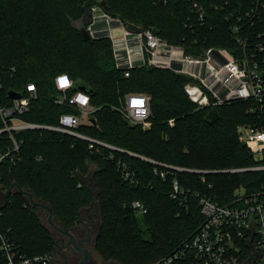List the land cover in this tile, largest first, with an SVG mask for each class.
<instances>
[{
    "label": "trees",
    "instance_id": "16d2710c",
    "mask_svg": "<svg viewBox=\"0 0 264 264\" xmlns=\"http://www.w3.org/2000/svg\"><path fill=\"white\" fill-rule=\"evenodd\" d=\"M100 0H0V98L10 91L23 95L34 83L38 98L31 101L23 120L58 126L74 108L56 105L55 78L68 74L75 85H85L93 112L77 131L125 152L50 130H27L17 135L21 144L15 162L0 167V184L7 190L17 183L34 199L50 206L64 228L74 227L81 212L91 207L94 194L85 179L95 166L100 226L95 250L105 261L119 264H158L188 239L203 222L197 194L225 204L238 189L256 190L262 172L223 173L254 165L238 127L250 121L245 106L218 107L221 119L206 122L209 109L198 108L184 91L186 80L169 70L139 68L125 77L117 68L112 42L105 37L85 40L75 24L85 6ZM113 17L151 30L168 42L199 55L211 46L229 47L232 32L225 21L229 8L248 9L252 0H105ZM207 13L206 25L196 21L195 4ZM218 7V10L215 8ZM92 14V12H90ZM264 30V21L256 26ZM147 92L151 97L144 129L121 113L127 94ZM91 119L96 122H91ZM175 119V125L169 120ZM131 154H129V153ZM141 157L187 170L162 179ZM125 164L134 182L121 170ZM177 180L189 190L187 203L172 198ZM147 213L137 215L134 203ZM31 203V202H30ZM19 191L8 196L0 226L14 249L27 257L53 252L52 235Z\"/></svg>",
    "mask_w": 264,
    "mask_h": 264
},
{
    "label": "built area",
    "instance_id": "2783aa9c",
    "mask_svg": "<svg viewBox=\"0 0 264 264\" xmlns=\"http://www.w3.org/2000/svg\"><path fill=\"white\" fill-rule=\"evenodd\" d=\"M194 7L197 23L206 25L207 10L197 3ZM229 9L225 21L232 32V44L229 47L211 46L199 55L189 54L185 47L172 44L151 30L130 31L127 23L113 17L101 6L93 8L87 31L92 41L105 37L112 42L116 66L123 70L125 77H130L135 69L155 66L190 76V80L185 79L184 91L201 108L211 110L233 104L244 105L250 121L238 127V134L249 149L254 165L222 172L264 173V30L256 29L264 21V0H252L250 8L245 10ZM55 85L58 93L53 102L78 112L63 114L58 126L35 124L20 117L29 111L31 101L38 98L34 83L27 85L28 90L24 95L21 93L20 99L10 98V102L3 103L0 98V167L5 162H15L22 148L16 137L27 130L61 132L88 141L91 149L98 144L125 152L79 133L77 129L89 121L93 112L90 95L74 89L75 82L66 73L55 78ZM124 108V116L131 124L145 129L151 127L148 95L129 94ZM141 158L151 163L155 174L162 179L174 176L176 172L209 173ZM120 166L125 179L134 182V174L128 171V166L121 163ZM4 192L0 184V206L4 203ZM189 193L177 180L174 181L173 199L185 205ZM196 197L203 222L158 264H264V181L256 190L248 191L245 187L236 190L232 200L225 204L199 194ZM133 206L138 213H147L140 202ZM2 214L0 210V221ZM51 259L52 253L33 258L19 254L0 226V264H49Z\"/></svg>",
    "mask_w": 264,
    "mask_h": 264
},
{
    "label": "flooded vegetation",
    "instance_id": "af4514ba",
    "mask_svg": "<svg viewBox=\"0 0 264 264\" xmlns=\"http://www.w3.org/2000/svg\"><path fill=\"white\" fill-rule=\"evenodd\" d=\"M15 191L18 190L12 192ZM95 204L96 200L90 208L81 212L82 221L79 219V222L72 228H64L54 217L53 223L48 220L49 227L47 228L52 235L53 246L56 244L49 264H81L85 257L82 250L89 251V259L86 264H114L105 261L95 250V241L99 233L98 226H100L99 208ZM54 219L57 223L54 222Z\"/></svg>",
    "mask_w": 264,
    "mask_h": 264
},
{
    "label": "water",
    "instance_id": "95a60500",
    "mask_svg": "<svg viewBox=\"0 0 264 264\" xmlns=\"http://www.w3.org/2000/svg\"><path fill=\"white\" fill-rule=\"evenodd\" d=\"M99 5L108 13H111L112 10L110 8V6H107V3L105 0H100L99 1ZM86 10H87V7H85ZM87 20L85 19L84 23L82 22H78L75 24L77 30L80 31L82 37L87 40V41H92V37L90 36L91 34H89V32L87 31V24L90 22V18H91V14L89 13L87 16H86ZM127 28L132 31V32H143L144 31V27L143 26H138L136 24H132V23H127ZM157 68L155 66H149L148 70L151 72V71H154L156 70ZM177 76L179 77H182L186 80H190L191 77L190 76H186V75H183V74H177ZM74 89H79L81 91H84V92H87L88 91V88L87 86L85 85H75ZM9 97L11 99H20L21 98V93L17 92V91H10L9 92ZM221 119V115L220 113L218 112L217 109H211L209 110L207 116H206V122L213 126L215 125L217 122H219V120ZM91 122H96L95 120L91 119ZM14 190H18L20 192V194L28 197L30 199V202L31 204L34 206V207H39V208H43L45 210H47L49 212V221L51 223H53V212L50 208V206H47L46 204H41L39 202H36L33 195L31 194V192L27 191V190H23L21 187H19V185H17V183H12L11 186L5 190L4 194H3V201L4 203L0 206V210H3L6 208V206L8 205V196L9 194L12 193V191ZM98 200V195L96 197H94V201L95 200ZM93 201V202H94ZM80 221H82V217L80 218ZM62 230V229H61ZM54 247H56V244H54ZM85 254V257L83 258L81 264H86L87 263V260L89 259V251L88 250H82Z\"/></svg>",
    "mask_w": 264,
    "mask_h": 264
},
{
    "label": "rangeland",
    "instance_id": "374dc122",
    "mask_svg": "<svg viewBox=\"0 0 264 264\" xmlns=\"http://www.w3.org/2000/svg\"><path fill=\"white\" fill-rule=\"evenodd\" d=\"M85 7H86V6H85ZM94 7H96V6H93V7L91 8V11H90V8L87 7V10H86V8H85L84 15H83L82 19H81L79 22L84 23L85 19L87 20L86 16H87L90 12H92V10H93ZM138 93H142V94H146V95H148L147 92H138ZM127 96H128V94H127ZM127 96H126V97H127ZM148 96H149V95H148ZM126 97H125V98H126ZM149 97H150V96H149ZM150 100H151V97H150ZM195 104H196V103H195ZM196 105H198V104H196ZM124 107H125V105H123V106L121 107V113H123V110L125 109ZM198 108L201 109V107H200L199 105H198ZM123 115H124V113H123ZM124 117H125V116H124ZM149 122L151 123L150 120H149ZM174 123H175V119H171V120H169V124L175 125ZM144 129H145V128H144ZM238 137H239V140H240V135H239V134H238ZM94 169H95V166H92V167H91V172L89 173V175H88V177L85 179V181H86L87 185L90 186V189L92 190L94 196L96 197L98 194H97L96 187H95V185H94V183H93V181H92V180H93V179H92V173H93ZM27 199H28V201H29V206H30L31 208L34 209V206L30 203V199H29L28 197H27ZM35 201H36V200H35ZM38 202H39V201H38ZM39 203H41V202H39ZM42 203H43V202H42ZM42 203H41V204H42ZM43 204H45V203H43ZM95 205H96V207H98L97 204H95ZM95 205H94V206H95ZM36 213L39 214V217L42 219L41 221H43V224H44L45 226L49 227V222H48V220H49V212H48L47 210L43 209V208H37V209H36ZM137 215L141 216L140 213H137ZM99 216H100V211H99ZM54 218H55V217H54ZM56 220H57V219H56ZM56 220L54 219V222H55V223H57ZM99 224H100V217H99ZM98 227H99V226H98ZM52 253H53V252H52ZM107 262H108V263L119 264V263L112 262V261H107Z\"/></svg>",
    "mask_w": 264,
    "mask_h": 264
},
{
    "label": "crops",
    "instance_id": "0c3cea01",
    "mask_svg": "<svg viewBox=\"0 0 264 264\" xmlns=\"http://www.w3.org/2000/svg\"><path fill=\"white\" fill-rule=\"evenodd\" d=\"M102 24V23H101Z\"/></svg>",
    "mask_w": 264,
    "mask_h": 264
}]
</instances>
